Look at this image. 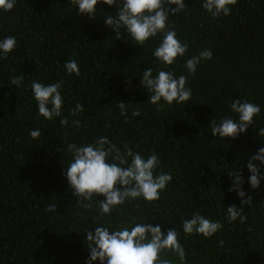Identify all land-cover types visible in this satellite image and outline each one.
Here are the masks:
<instances>
[{"label": "trees", "instance_id": "16d2710c", "mask_svg": "<svg viewBox=\"0 0 264 264\" xmlns=\"http://www.w3.org/2000/svg\"><path fill=\"white\" fill-rule=\"evenodd\" d=\"M203 2L183 0V12L169 17L177 38L189 48L165 70L188 75L192 97L161 111L141 86L143 70L151 67L157 74L152 52L160 36L141 48L127 33L116 39L103 17L115 15L114 5L98 4L94 19L77 15L78 7L69 0H16L12 10L0 11V40L14 36L17 42L0 59V264H86V232L140 222L159 224L165 233L175 227L186 252L184 264H264V181L251 189L246 167L264 147V136L258 135L264 128V0H237L230 15L216 19L201 7ZM204 49H211L212 58L189 75L184 63ZM71 59L78 62L79 77L65 72ZM21 75L19 88L10 85ZM33 81H62L61 116L69 118L68 126L60 125L61 117L45 120L37 114ZM235 99L259 105L260 115L236 139L213 136L208 121L235 118L230 110ZM77 102L84 111L70 116ZM118 102L127 104V120ZM136 109L139 116L132 115ZM75 119L80 127L72 125ZM30 129H39L40 136L32 139ZM103 136L121 151L127 146L145 158L158 156L156 174L173 177L159 200L125 201L107 216L98 207L103 196L91 201V209L77 204L64 175L71 159L67 145L94 143ZM233 170L242 173L245 198H252L244 205L245 223L226 219L227 207L241 206V198L228 191L232 180L227 174ZM51 204L56 212L45 211ZM197 211L223 228L211 238L186 237L182 222ZM161 256L181 264L174 254Z\"/></svg>", "mask_w": 264, "mask_h": 264}, {"label": "clouds", "instance_id": "9594fccd", "mask_svg": "<svg viewBox=\"0 0 264 264\" xmlns=\"http://www.w3.org/2000/svg\"><path fill=\"white\" fill-rule=\"evenodd\" d=\"M69 3L74 8L78 7L77 15H87L89 19L95 18L98 4L109 7L114 5L115 15L109 13L103 15L105 26L112 29L116 39H119L122 33H127V38L139 48L159 35V45L152 52L153 62L158 66L157 74L154 76L153 69L149 67L143 70L141 77V86L150 94L148 102L156 106L157 111H161L165 105H172L173 102L184 105L191 100L189 76L177 77L174 70H165L172 66L178 57H184L188 52L189 45L177 38V32L169 23L170 16H176L186 8L183 0H69ZM236 3L237 0H204L201 7L212 19H216L221 15H230L231 6ZM15 4L16 0H0V11L8 12ZM16 43L14 36L0 40V59L7 58L16 47ZM212 55L211 49H204L187 59L183 67L189 75L194 76L197 66L202 61L210 60ZM64 69L68 75L80 76V67L75 59L66 61ZM23 79V75L14 76L10 79V85L19 88ZM61 88L62 81L47 85L33 81L31 84L37 114L45 120L61 117L59 123L66 127L69 125V118L61 116L64 103ZM126 105L118 102L125 120ZM230 110L236 114L235 118L229 116L219 121L216 119L208 121L213 136L236 139L245 133L253 124V118L261 112L259 105L240 99L232 101ZM83 111V105L77 102L69 115L77 116ZM132 115L139 116V109L134 110ZM71 123L75 127L81 126L79 119L72 120ZM258 135L264 136V128L258 130ZM29 136L37 139L40 130L30 129ZM66 151L71 159L64 175L77 204H83V207L91 209L93 207L91 201L97 200V196H103L104 199L99 201L98 207L100 213L105 216L119 205H123L125 201L132 202L140 198L145 202L159 200L160 193L173 178L170 172L156 174V169L161 164L156 154L145 158L127 146L121 151L107 136L100 137L94 143L80 146L68 143ZM253 161H257L259 166ZM246 167L250 173L248 183L254 190L260 186L261 181H264V172L261 171L264 167V147L259 148L248 159ZM227 175L232 180V186L228 191L235 192L241 198L239 208L236 205L227 207V222L231 224L239 220L240 223H245L247 213L244 212V205H250L252 198L250 196L245 198L246 193L242 190L243 177L239 170H233ZM45 211L56 212V204L47 206ZM181 227L186 237L199 235L211 238L223 228V225L220 221L205 218L197 211L190 219H184ZM109 229L97 226L94 233L86 232L85 241L89 251L86 264H93L95 261H99V264H172L171 260L163 258L161 253L174 254L181 264L185 262V248L178 239L179 233L175 227L165 233L159 224L152 226L140 222L133 223L131 227L125 225L111 232Z\"/></svg>", "mask_w": 264, "mask_h": 264}]
</instances>
